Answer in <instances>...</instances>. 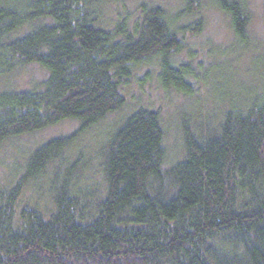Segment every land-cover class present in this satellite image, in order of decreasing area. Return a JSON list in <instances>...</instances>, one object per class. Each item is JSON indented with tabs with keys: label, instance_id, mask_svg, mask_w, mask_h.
<instances>
[{
	"label": "trees",
	"instance_id": "obj_1",
	"mask_svg": "<svg viewBox=\"0 0 264 264\" xmlns=\"http://www.w3.org/2000/svg\"><path fill=\"white\" fill-rule=\"evenodd\" d=\"M129 1L0 0V82H30L0 89V152L79 124L5 171L0 264H264V54L245 78L202 72L188 45L206 26L201 0L176 15ZM210 2L249 49L247 0ZM155 66L162 89L187 98L212 74L223 80L209 111L182 115V156L170 165L159 110L140 104L105 125L129 107L137 69ZM105 126L102 144L82 143Z\"/></svg>",
	"mask_w": 264,
	"mask_h": 264
},
{
	"label": "rangeland",
	"instance_id": "obj_2",
	"mask_svg": "<svg viewBox=\"0 0 264 264\" xmlns=\"http://www.w3.org/2000/svg\"><path fill=\"white\" fill-rule=\"evenodd\" d=\"M142 2L160 4L171 15H176L185 4V0H131L129 1L128 9L134 11L138 4ZM247 2L252 12V22L248 32L252 45L243 52V49L236 45L237 40L225 15L212 6L210 0H201L203 5L201 14L205 19L206 26L198 37H188V45L195 50L198 60L200 58L205 60V69L202 72L214 66H220L227 71H232V69L236 70V72L239 71V74L245 78V75L252 71L255 60L260 59L264 54V0H247ZM181 57L184 59L186 53L185 56L182 54ZM197 59L194 63L196 68L198 67L196 65ZM36 66L38 65L29 67ZM34 69L29 68L28 76H32V79H34V75L31 73ZM148 70L150 69H147V67L137 69L127 89L129 90L127 92L129 107L121 113L111 116L105 125L115 124L116 121L119 122L124 116L131 113L135 106L140 104L159 110L167 132L168 164H172L182 156V131L179 125V122L182 121V115L185 113L199 115L200 111H209L208 108L213 103V98L209 95H211V92L215 94L216 90L223 86V80L219 75L212 74L204 83L199 82L196 84L197 93L194 98H187L176 91L165 92L158 82L156 66L151 68V74L148 73ZM36 71V75L42 77L44 72ZM148 75H152V78H149ZM17 76L9 80L6 85H2V82H0V89L1 87H29L28 83L30 82H28V79L25 81L26 77L23 78L22 76L23 80L18 82L16 81ZM247 80L248 78H246ZM135 98L140 100L139 104H137ZM78 125V122L64 123L36 135L25 137L24 139L26 140H23V142L15 144L13 141L6 144L0 152V186L7 184L8 176L5 171L8 172V169L13 168L14 164H22L24 162V157L22 154L20 156L19 151L25 153L27 148H31V150L35 148L34 143H41L54 136L69 135L71 133L69 131L75 128L78 129ZM105 129L103 132L99 130L97 132H87L88 134L86 133L82 138V143L86 146H99L105 141L108 127L105 126ZM26 196L28 197L27 194Z\"/></svg>",
	"mask_w": 264,
	"mask_h": 264
}]
</instances>
